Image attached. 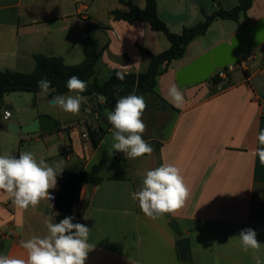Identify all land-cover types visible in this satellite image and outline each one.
Wrapping results in <instances>:
<instances>
[{"label": "crops", "instance_id": "0c3cea01", "mask_svg": "<svg viewBox=\"0 0 264 264\" xmlns=\"http://www.w3.org/2000/svg\"><path fill=\"white\" fill-rule=\"evenodd\" d=\"M130 2L137 8L145 6L144 0ZM156 2L159 18L171 32L179 34L184 27L202 21V13L230 10L238 0ZM116 10L125 11L126 7L117 0L109 4L106 0H0V72L31 73L33 57L39 54L61 57L70 66L66 59L73 58L79 64L84 59L83 38L87 32L97 40L98 49H103L95 80L101 63L109 68V76L113 70L124 74L145 72L149 59L138 47L159 54L169 48V43L147 23L115 21L111 13ZM263 16L264 0H253L247 16L238 22L215 20L204 36L187 46L185 56L159 77L153 94L154 116L148 118L147 110L143 113L147 117L143 139L153 145L152 154L129 159L113 150L99 174L101 182L81 186L80 200L70 216L90 229L87 242L93 249L85 264H256L257 256L264 264V165L253 155L261 147L257 137L264 130V43L237 62L225 80L179 88L184 96L179 107L168 95L176 84L177 71ZM235 70L242 74L236 75ZM85 98L80 109L85 116L80 119L62 118L56 108L25 116V120L18 118V122H10L12 114L3 119L8 121L6 126H24L40 115H48L59 130L0 142V155L31 152L49 164L62 160L63 172L91 169L114 140L109 146L105 144L112 126L106 128L105 112L99 115L93 110L95 104H103V99ZM88 128L98 133L106 130L97 147L89 137L83 138ZM162 164L180 169L190 194L181 209L152 219L141 211L131 193L142 184L140 173ZM57 190L56 185L49 191L55 195ZM62 219L46 199L25 210L17 208L0 190V255L26 260L22 242L43 238L49 234L46 222ZM172 221L177 222L182 237L190 240L186 260L180 258L178 236L168 228ZM245 228L257 232L261 243L258 252L243 250L238 235Z\"/></svg>", "mask_w": 264, "mask_h": 264}, {"label": "clouds", "instance_id": "9594fccd", "mask_svg": "<svg viewBox=\"0 0 264 264\" xmlns=\"http://www.w3.org/2000/svg\"><path fill=\"white\" fill-rule=\"evenodd\" d=\"M117 78L124 79L125 74L117 72ZM42 94L54 91L51 81L47 78L37 82ZM67 88L76 95H55L51 103L60 107L64 112L78 114L85 97L80 95L87 91L88 82L73 75L67 81ZM168 95L175 106L184 103V96L176 84H173ZM147 103L142 96L129 94L120 98L114 110L105 112L107 122L112 125L114 143L109 149L110 155L115 152L125 153L129 159L151 155L153 147L143 139L146 125L142 115ZM11 113H6L9 118ZM257 148L254 156L264 165V130L258 134ZM63 161L47 163L39 160L31 152H21L16 155H0V190L12 198L17 208H35L41 200H52L50 189H55L57 177L63 172ZM142 184L131 193L132 199L139 202L141 211L149 218L157 219L164 214L174 213L181 209L189 197L180 169L172 164L161 166L140 173ZM58 215V213H57ZM73 216H67L58 223L46 222L48 235L33 237L22 242L27 251V259L10 258L0 255V264H85L89 251L93 247L87 242L90 229L84 224L73 223ZM239 238L244 251L249 249L259 251L261 243L257 240V232L245 228L239 232ZM256 264H262L256 257Z\"/></svg>", "mask_w": 264, "mask_h": 264}, {"label": "trees", "instance_id": "16d2710c", "mask_svg": "<svg viewBox=\"0 0 264 264\" xmlns=\"http://www.w3.org/2000/svg\"><path fill=\"white\" fill-rule=\"evenodd\" d=\"M119 4L126 7L125 11H114L111 13L115 21H122L128 25L134 23H147L154 32L162 33L169 43V48L159 54H153L143 47H138L139 52L149 59L147 70L143 73H128L125 74L124 79L117 78V70H113L109 78L99 83L95 80L96 65L102 56L103 49H98L97 40L90 32H87L83 38V55L84 59L81 63L76 65H66L61 57H48L44 55H35L34 70L31 73H21L16 71H2L0 72V110L7 109L4 99L11 93H39L41 92L37 86V82L41 79L47 78L51 81L50 99L55 95H64L69 91L67 88L68 79L75 75L81 80L88 82L87 91L81 93L87 98H101L103 104H95V113L99 115L102 112L112 111L115 108L116 102L129 94H135L144 98L147 94H155L157 82L160 76L167 72L168 68L174 61L181 60L186 53L187 46L194 42V40L204 36L215 20H228L238 22L241 17L247 16V11L251 8L253 0H238L236 6L230 10L218 8L210 15L203 14V20L197 24L184 27L179 34L172 33L167 25L159 18L157 14L156 0H144V8H137L130 0H117ZM240 61V60H239ZM238 61V62H239ZM209 80L219 82L220 80L211 77ZM161 102L169 107L165 101ZM147 110H144V112ZM143 112V113H144ZM111 124L107 122L106 128L110 129ZM3 125L0 123V130ZM59 129L44 133L52 134ZM106 133L103 130L101 133L88 128L89 138L97 147L102 135ZM150 144V143H149ZM152 147L153 145L150 144ZM154 149V148H153ZM68 153V152H67ZM147 155V154H146ZM110 153L104 149L101 152L99 161L91 167L88 171H81L79 173L62 172L57 177L58 190L56 191V200L54 208L60 214H71L73 207L80 200L81 186H96L101 182L99 176L101 170L109 160Z\"/></svg>", "mask_w": 264, "mask_h": 264}, {"label": "water", "instance_id": "95a60500", "mask_svg": "<svg viewBox=\"0 0 264 264\" xmlns=\"http://www.w3.org/2000/svg\"><path fill=\"white\" fill-rule=\"evenodd\" d=\"M264 43V16L237 32L227 42L218 44L209 49L184 67L177 71L175 81L179 88L197 85L208 81L216 69L225 68L237 63L241 58L254 51ZM11 132L40 133L50 132L57 127V122L47 115L35 118L31 123L24 126L8 124ZM73 223L80 221L73 219ZM168 228L178 236L176 246L181 260L190 256V240L182 237L177 222L172 221Z\"/></svg>", "mask_w": 264, "mask_h": 264}, {"label": "rangeland", "instance_id": "374dc122", "mask_svg": "<svg viewBox=\"0 0 264 264\" xmlns=\"http://www.w3.org/2000/svg\"><path fill=\"white\" fill-rule=\"evenodd\" d=\"M106 2L109 4L110 0H106ZM160 35H162V33ZM163 39H165V38H163ZM163 41L166 42V40H163ZM247 56H244L243 58H241L240 61L245 60ZM66 62L69 64H72V65L77 64V61L73 58H70V59L67 58ZM140 70H144V69H140ZM97 73L98 74H97L96 80L98 82H104L107 79V77L109 76V68H107L103 63H101ZM235 73H236V75L242 74L241 70H235ZM70 95L74 96V95H76V93L71 92ZM144 99L147 103V111H148L147 116H148V118H152L154 116L153 110L156 106V99H155L153 94L145 95ZM4 102H5V105L7 106V108L9 109L10 113L12 114L10 122H18V118H23V120H25V116H29V115L37 113V112L41 113V110L52 111L54 108L60 110V114H61L62 118L65 117L66 119H68L71 117V119L72 118L73 119L74 118L80 119V118H83L85 116L81 110L79 111L78 114H75V115H73L71 113L64 112L60 107L57 108L51 104V100L49 99L48 94L45 95V94H42L41 92H39L37 94H35V93H24V94L23 93H11L5 97ZM160 106H161V104L157 106V109L158 108L160 109ZM146 118H147L146 115H142L143 122L146 121ZM0 123L3 125L2 130L4 129V131L0 132V142L10 143V142H12L13 139H16L19 137L23 138L25 135L28 134V133H23V132H18V133L11 132L8 129V127L6 126L8 121L5 122L3 120V109L0 110ZM84 130L85 129H83V131ZM106 136H107V139L105 141V144L107 146H109L110 145L109 143L112 141L113 136L111 134H106ZM95 162L96 161H94L93 163H95Z\"/></svg>", "mask_w": 264, "mask_h": 264}, {"label": "built area", "instance_id": "2783aa9c", "mask_svg": "<svg viewBox=\"0 0 264 264\" xmlns=\"http://www.w3.org/2000/svg\"><path fill=\"white\" fill-rule=\"evenodd\" d=\"M233 65H234V66H233ZM235 67H237V63L232 64V66L230 65V66H227V67H225V68L216 69V71L214 72V74H213L212 77H214V78L217 77V79H219V80H225V79L227 78L226 75H228V73L232 72V71L234 70ZM6 113H10V112H9L7 109H3V119H4V120H7V119H9V118L11 117V115H10L9 118H5V114H6ZM88 137H89V135H83V138H88ZM50 195H51L52 197H54V199H52V200L49 201L51 207H54V205H55V200H56V195H54V194H52V193H50ZM67 216H70V215H69V214H64V215H63L64 218L67 217Z\"/></svg>", "mask_w": 264, "mask_h": 264}]
</instances>
